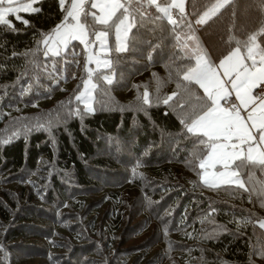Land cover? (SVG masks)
Wrapping results in <instances>:
<instances>
[{"label": "trees", "instance_id": "obj_1", "mask_svg": "<svg viewBox=\"0 0 264 264\" xmlns=\"http://www.w3.org/2000/svg\"><path fill=\"white\" fill-rule=\"evenodd\" d=\"M35 5L0 24V264H264V172L240 171L245 188L201 180L207 149L187 125L206 96L183 80L197 43L214 65L264 12L235 0L234 12L197 26L200 2L185 0L177 27L145 4L152 19L137 18L125 51L111 36L89 112L76 99L89 76L81 44L43 51L65 11L59 0ZM50 108L65 113L40 116Z\"/></svg>", "mask_w": 264, "mask_h": 264}, {"label": "snow or ice", "instance_id": "obj_2", "mask_svg": "<svg viewBox=\"0 0 264 264\" xmlns=\"http://www.w3.org/2000/svg\"><path fill=\"white\" fill-rule=\"evenodd\" d=\"M18 0H0V6L4 4H15ZM37 2V0H33ZM200 9L194 15V23L196 25H205L213 17L223 15L222 9L234 12L233 4L235 0H199ZM258 11L264 12V0H253ZM66 0H59L61 8L66 15L61 25H58L51 34L45 38L47 43L48 37L55 42L57 39L64 45L65 48L73 40L80 41L86 48L99 42L101 49L107 46V39L110 33L114 32L116 40L117 52L126 50V37L133 27H136L137 18L139 17L140 25H144V17L148 15L151 20L152 16L148 13V7L155 5L158 12L163 13V16H157L155 19L167 18L168 23L179 26L177 21L172 18L169 11L170 8H177L178 15L184 13L185 0H171V3L165 2V6H161L158 0H71L69 8L64 9ZM90 3V8L85 11V6ZM135 4L136 7L132 8ZM195 6V4H194ZM26 9H31L32 12H39V8H32L31 4L25 6ZM96 9L97 11H91ZM21 9L13 7H0V24L9 25L10 21L5 19L9 13L19 12ZM83 15V22L81 20ZM71 17L74 23H68V18ZM89 17L91 21H89ZM20 19L19 16L16 17ZM183 20L184 16H180ZM27 24L28 21L24 20ZM94 25L104 26L102 30H96ZM187 27L191 35L187 36L188 40H196L193 22L188 21ZM238 32L246 37L243 40L236 39L235 36H229L227 43L229 45L235 41L236 47L231 48L227 54L219 61L218 67L224 69V75L228 76V81H221L216 72V65H213L207 52L196 44V49L192 54H186L189 61L194 60L195 66L186 65V71L183 75V80L198 84L204 89L206 99L202 100V105L199 111L193 112V118L190 124L187 125V132L197 135L199 143L204 144L207 149L206 159L201 160L200 167L205 168L206 164L209 167L220 165L222 170H217L215 175L222 178L224 183H235L240 188H245L244 182L240 179V171L249 168H259L264 172V115L257 117L255 113L259 111L264 113V47L258 43L259 37H264V18L259 21L257 29L249 32L247 27L241 26ZM91 34L94 39L89 40ZM179 39V37H177ZM241 46L246 49V56L240 55ZM187 48V44L184 45ZM49 51L54 55H60L59 50L49 48ZM47 54V53H46ZM259 56V60H257ZM91 54L88 57L89 62L92 60ZM245 60H250L251 64L245 63ZM99 67L103 64L104 67H110V61H96ZM89 73V78L83 81L84 88L88 95L94 90L97 85L91 83L92 70L86 69ZM102 79L111 83V78L104 76ZM225 83H230L232 90L235 92L236 99L240 101L238 107L235 103L231 104V110L221 107L220 101L225 104L229 102L231 93L224 88ZM91 85V88H89ZM180 85H178L179 87ZM79 87V86H78ZM259 88L260 91L256 95L252 94V89ZM84 93L76 97L80 100ZM147 93L144 94L145 102H147ZM176 93H173L175 96ZM172 96L168 97L164 103H168ZM258 102V103H257ZM246 117H241L240 108L249 109ZM87 111L93 109L89 106ZM202 112V114H200ZM75 114H79V110ZM245 120L251 121V124H246ZM255 130V131H253ZM258 133V135H257ZM207 137V140L203 139ZM233 137L237 142H232ZM223 138V142H221ZM236 161H239L237 164ZM235 164V168L232 165ZM203 179V177H202ZM209 186H216V181H204ZM247 191V189H245ZM264 227V224L261 225Z\"/></svg>", "mask_w": 264, "mask_h": 264}, {"label": "rangeland", "instance_id": "obj_3", "mask_svg": "<svg viewBox=\"0 0 264 264\" xmlns=\"http://www.w3.org/2000/svg\"><path fill=\"white\" fill-rule=\"evenodd\" d=\"M165 2H166V0H158V3H160L161 6H165ZM167 3H171V0H167ZM28 4H31L32 8H36L35 2H33V0H18V2L15 3V4H12V5L4 4V5L0 6V7H5V8H7V7H13V8H19V9H21L19 12L9 13V14H13L15 17H17V16L20 15V12H22V11H31V9H26L25 8V6L28 5ZM70 5H71V0H66V3L64 5L65 6V9L69 8ZM89 8H90V3L85 6V11H88ZM173 9L174 8H170L169 11H170V13L172 15V18L174 19L173 13H172L173 12ZM175 9H177V8H175ZM184 9H185V3H184ZM91 11H97V10L96 9H91ZM9 14L6 15L5 19H7L8 21H11V17L9 16ZM65 15H66V13H64L63 18L54 26V28L52 29V31L49 32L48 34H51L53 32V30L57 28L58 25H61L62 21L64 20ZM83 19H84V17H83V15H81L82 22H83ZM89 21H91V18H89ZM68 23H74V21L72 20L71 17L68 18ZM102 29L103 28H97L96 30H102ZM48 34H46L42 38L43 51L45 53H47V54H52V55H54V54H53V52L49 51V48L59 50V52H63L66 48L64 47V45L62 43H60V41L58 39L55 42H53V39L51 37H48L47 43L44 42V40L48 36ZM128 34H127V37H128ZM111 36L113 38L114 46L116 48V40H115L114 32H112V33L109 34L108 39H107V46H106L105 49H101L100 48L99 42H97L96 44L91 45L90 47L86 48L84 44H82L80 41H78L81 44V48L83 49V53H84V55H83L84 56L83 62H84V68H85V70L86 69L92 70V74H93V72L96 71V70L108 68V67H104L103 64H101L98 67L96 61L97 60H100V61L108 60V61H110V59H109V55H110V48H109V46H110ZM127 37H126V45H127ZM88 39L89 40H92V39H94V37L91 34H89ZM70 43H69V45H70ZM90 54H91V56H92L93 59L89 62L88 57H89ZM240 55L241 56H246V49H241L240 50ZM246 61L247 60H245L244 62L246 63ZM214 65L217 66L216 67V72L219 75V79L221 81H227V76L224 75L226 79H224V76H223L224 69L218 67L219 62L217 64H214ZM86 72L88 73V71H86ZM106 76L109 77V78H112V75L111 74H108ZM88 78H89V76L85 80H87ZM91 83L94 84L93 81H92V79H91ZM224 85H225L224 86V88H225L226 87V83ZM89 88H91V85H89ZM81 93H84V95L80 99V101L83 103V105L86 108H88L89 106L91 108H93V98H94V92H93V90L91 91V95H88L87 91L84 88V84H83V87H82V89H81V91L79 92L78 95H81ZM222 101L223 100L220 101L221 107H223L224 105H227V104H225V102L223 104ZM64 113L65 112L61 108H59L58 110H53L52 108H50L49 109V113H47V112L45 113L44 112L40 116H42V117L47 116L48 117V114H50V115L53 114L52 116L54 117V119H60L63 116ZM49 118H50V116H49ZM42 119H45V118H42ZM48 121H50V120H48ZM221 142H223V138H221ZM206 156H207V153L204 155V157L201 160L206 159ZM200 163H201V161H200ZM232 168H234V167H232ZM201 169H202V171H201V180L203 182L205 180H208V181L215 180L216 181V185H223V184H233V185H237L235 183H224L223 180H222V178H219V177H217L215 175V173L217 172V170H222L220 165H216L215 167H209L206 164L205 168H201ZM202 177H203V179H202ZM240 179L243 181V179H242L241 176H240ZM259 224L260 225L264 224V220H261ZM13 255L15 256L16 253H14ZM25 257H26L25 262H27V264H38L39 263L38 262L39 260H37V258L36 259L34 257L33 258H30V257H32L31 255L25 256ZM30 262H33V263H30Z\"/></svg>", "mask_w": 264, "mask_h": 264}, {"label": "crops", "instance_id": "obj_4", "mask_svg": "<svg viewBox=\"0 0 264 264\" xmlns=\"http://www.w3.org/2000/svg\"><path fill=\"white\" fill-rule=\"evenodd\" d=\"M243 55V54H242ZM257 58V60H259V56H257L256 57ZM220 61V60H219ZM218 63V62H217ZM216 63V64H217ZM246 63H248V64H251V61L250 60H247L246 61ZM223 76H224V74H223ZM224 79H226L225 78V76H224ZM228 79H229V77L227 76V81H228ZM225 86V85H224ZM225 89L227 90V92H229V93H231V95L229 96V102H228V104L227 105H224L223 107L224 108H227V109H229V110H231V104L232 103H235L238 107L240 106V101L239 100H237L236 99V96H235V92L232 90V88H231V84L230 83H226V87H225ZM258 88H254V89H252V94L253 95H256V90H257ZM222 103L224 104V101H222ZM258 103V102H257ZM251 110V106L249 107V109H247V110H245L244 108H240V115H241V117H246L247 116V114H248V111H250ZM200 114H202V113H200ZM255 115H256V117H257V122L259 121V117L261 116V115H264V113H260L259 111H257V113H255ZM245 123L246 124H251V121H247V120H245ZM190 124V123H189ZM253 131H255V130H253ZM257 135H258V133H257ZM232 142H237L236 140H235V137H233V140H232ZM233 167V166H232Z\"/></svg>", "mask_w": 264, "mask_h": 264}, {"label": "built area", "instance_id": "obj_5", "mask_svg": "<svg viewBox=\"0 0 264 264\" xmlns=\"http://www.w3.org/2000/svg\"><path fill=\"white\" fill-rule=\"evenodd\" d=\"M259 91H260V89L258 88V89L256 90V93L259 92Z\"/></svg>", "mask_w": 264, "mask_h": 264}]
</instances>
